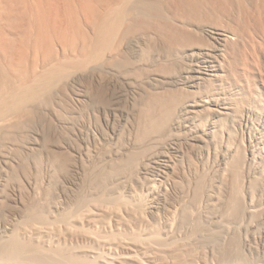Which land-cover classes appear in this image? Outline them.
<instances>
[{
	"label": "rangeland",
	"instance_id": "1",
	"mask_svg": "<svg viewBox=\"0 0 264 264\" xmlns=\"http://www.w3.org/2000/svg\"><path fill=\"white\" fill-rule=\"evenodd\" d=\"M151 37L116 42L131 67H66L0 128V264H264L263 167L191 149L172 125L180 104L147 130L167 90L153 79L170 77Z\"/></svg>",
	"mask_w": 264,
	"mask_h": 264
},
{
	"label": "bare ground",
	"instance_id": "2",
	"mask_svg": "<svg viewBox=\"0 0 264 264\" xmlns=\"http://www.w3.org/2000/svg\"><path fill=\"white\" fill-rule=\"evenodd\" d=\"M131 35L163 46L156 60L170 75L153 79L167 90L153 97L163 107L147 130L165 129L180 104L172 125L182 141L198 142L191 149L224 154L226 169H264V0H0V128L30 111L66 67H120L116 42ZM40 61L49 65L41 73Z\"/></svg>",
	"mask_w": 264,
	"mask_h": 264
}]
</instances>
